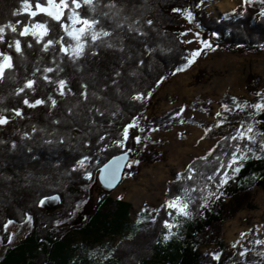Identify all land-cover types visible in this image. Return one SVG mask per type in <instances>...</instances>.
I'll list each match as a JSON object with an SVG mask.
<instances>
[{"label": "trees", "instance_id": "obj_1", "mask_svg": "<svg viewBox=\"0 0 264 264\" xmlns=\"http://www.w3.org/2000/svg\"><path fill=\"white\" fill-rule=\"evenodd\" d=\"M110 2L121 9L117 19L123 21L124 26L116 29L113 37L104 39L117 47L109 49L100 45L95 49L96 56L86 50L85 56L75 66L67 57L59 54L58 45L55 46V52L50 49L44 53L40 51L41 45L35 44L31 37H18L16 33L6 30L8 39L16 37L30 41L33 48L28 49L26 44L23 45L27 57L24 62L12 52L16 67L8 75L15 79L0 85V109H6L4 115L10 117L8 124L0 125V237L3 245L8 244L4 225L9 220L18 225L29 221L31 227L25 237L7 246L0 257V264H264V256L258 255L264 253V244H256V240H264V233L253 235L242 246L228 251L221 241L223 225L238 212L254 209L256 190L264 193V154L258 151V145L252 147L257 149L261 159L249 153V159L241 163L238 173L229 170L228 182L220 189L224 194L219 199L208 194L217 192L219 175L225 169H221L213 180H206L208 175L220 168V162L230 158V152L234 150L232 146L239 142L224 138L234 136L241 122L245 127L253 123L250 116L253 109L245 107L243 111L235 109L224 112L221 107L227 104L230 109H234L232 97H236L239 103L247 101L254 104L259 100L255 93L264 94V86L252 74L246 78V97L226 94L219 101L222 116L215 117L207 134V137L218 138V142L209 152L211 155H205L206 161L200 157L193 160L197 173H203L204 176L197 175L195 181L176 179L167 183L165 200L185 187L203 189L190 193L192 215L183 221L178 233L170 240H163L169 231L164 227V221L172 224L175 215L169 216L167 210L161 208L164 202L153 219L134 227L130 219L131 205L121 199H113L110 193L100 190L99 185L94 210L84 217L83 222L72 226L73 213L88 198L87 189L96 183L99 168L110 158L132 150L134 159L139 163L128 167L124 176L138 174L141 165L163 161L164 154L156 148L141 152L136 136L146 141L154 131L151 129L167 133L173 126L182 124L181 121L191 125L202 123L196 119L185 120L181 114L176 116L179 109L160 118L144 119L145 113L154 104L153 96L160 86L178 72L177 68L186 65L189 58V51L181 35L184 16L174 13L173 8H189L194 23L202 30V39L212 42L221 50L242 54L264 53V19L258 15L262 6L259 0L253 6L237 8L234 17L228 19L208 15L204 8L206 0L200 7H196L200 0H99L100 7L96 13H92L87 5L78 11L82 15L96 16L105 28L111 30L114 27L112 20L102 16V12L108 11L103 5ZM30 3L34 7L35 0H30ZM21 7V0H0V24L17 20L28 23L29 18L25 14L11 15L13 10H20ZM34 19L41 22L47 20L55 26L57 38L63 35L59 26L48 17L41 15ZM148 20L153 22L152 25L147 24ZM129 24L145 35L129 31ZM212 33L217 35L213 36ZM121 47L123 51L119 50ZM0 48L12 51L6 45H0ZM54 56L57 64L65 71L59 73V77L56 73L48 75L53 79H66L68 88L72 90L63 97L56 92L55 85H48L42 79L44 67H56V64H52ZM140 60L144 61L142 65ZM37 66L41 72L36 74V91H28L27 98L30 101L43 98L46 104L29 108L23 104L24 94L16 96L14 89L23 86L25 78H32L31 74ZM116 71H120L121 75L115 77L117 83L113 84ZM133 72L135 76L131 75ZM161 76L165 79L157 84ZM196 79L199 81L200 78ZM82 83L89 85L87 102L79 95L83 91ZM93 92L102 98L96 99L91 95ZM149 92L150 97L147 95ZM136 93L144 94V99L133 100L131 97ZM49 95L57 100L55 108L51 107ZM191 107L198 110L211 109L205 102L194 103ZM13 108H19L22 117H16L11 111ZM95 108L104 114L100 115ZM134 119L137 126L129 129L124 147H118L114 142L123 139V127ZM255 119L261 122L254 124V130L264 132V112ZM53 120H59L60 123L53 124ZM220 120L223 123L217 127ZM34 126L37 129L35 132ZM100 136H104L105 140L100 141ZM60 139L65 142L58 143ZM45 140L57 142L46 144ZM239 143L248 142L245 140ZM85 155L90 157L86 169L72 172L76 161ZM86 170L91 171L92 180L85 179ZM182 173L187 175V168ZM51 197L60 200L55 209L48 210L40 206L41 199ZM203 197H208L207 207L200 208L204 202ZM65 224L69 225L61 227ZM129 235L133 236L132 240L126 239ZM119 237L121 240L109 252L112 255L108 259L98 262L90 255L88 250L93 245ZM77 241H80L79 244ZM212 246L216 249L203 252V249ZM240 252H245V256L242 257ZM213 253H218L219 259H214Z\"/></svg>", "mask_w": 264, "mask_h": 264}, {"label": "rangeland", "instance_id": "obj_2", "mask_svg": "<svg viewBox=\"0 0 264 264\" xmlns=\"http://www.w3.org/2000/svg\"><path fill=\"white\" fill-rule=\"evenodd\" d=\"M243 7L242 0H206L204 4L207 14L217 19L232 18L235 10ZM183 22L182 33H186V35L182 36V40L187 46L190 58L192 51L201 48L195 34L199 33L202 38V30L193 20L189 23L183 18ZM186 41L192 42L187 43ZM213 48L214 51L203 49L192 64L185 67L183 71H178L169 81L164 82L153 96L154 104L145 113L144 119L149 120L153 117H163L170 111L180 110L183 107L184 111L181 115L185 120L196 119L202 123L201 125H191L184 122L173 126L167 133L154 130L146 141L139 142L138 146L141 152L151 147L156 148L164 154V159L161 162L151 163V165H141L142 168L136 175H125L117 188L110 193L113 199H121L131 205L130 219L134 227L153 219L156 214L154 210L165 202L167 183L176 180L177 174L182 173L187 165L194 159L208 154L216 145L218 138L207 137L208 131L206 132V130L211 128L216 113L221 110L219 101L222 97L226 94L246 97L245 82L249 74L259 78L264 86L263 52L242 54L227 52L214 45ZM198 77L199 81L196 79ZM260 90L262 91L261 88ZM203 102L207 103L211 109L198 110L191 107L194 103ZM133 161H136L134 157L129 163ZM136 165L138 164H131V166ZM97 193L98 186L97 183H94L87 189L88 198L73 213L72 226L83 222L84 217L94 210ZM58 199H46L42 207L53 210L60 204ZM147 209L150 211L146 212ZM185 219L182 216H174L172 225H178V227H173L171 231L177 234ZM138 220L141 223L137 224ZM68 225L65 224L61 227ZM30 227L31 224L27 221L22 225L12 222L6 230L4 228L8 236V244L3 245L0 237V257L8 245L25 237ZM241 233L245 235L242 237ZM263 233L264 193L256 190L254 209L240 211L232 220L226 222L221 230V241L224 243L225 250L228 251L242 246L251 236ZM9 237H11V243H9ZM119 240H121L120 237L113 240L105 239L93 245L88 251L94 260L102 262L106 256H109V252L114 249ZM79 242L77 241V244ZM234 244L235 247H233ZM215 249V246H212L203 249V252Z\"/></svg>", "mask_w": 264, "mask_h": 264}, {"label": "snow or ice", "instance_id": "obj_3", "mask_svg": "<svg viewBox=\"0 0 264 264\" xmlns=\"http://www.w3.org/2000/svg\"><path fill=\"white\" fill-rule=\"evenodd\" d=\"M204 0H200V3L196 5V7H200L201 4H203ZM257 0H242V5L246 8L249 6H253ZM22 7L20 10H13L11 12L12 16H19L21 14L27 15L29 18L28 23H23L20 20L13 22H8L5 24H0V45H6L7 49L12 51H5L3 48H0V85H3L7 80L9 79H15L14 76L8 75L11 73L16 65L14 64V57L12 52L20 58L21 62H24L27 60V57L25 55V50L23 45L26 44L28 49L33 48V43L30 41H22L19 38L13 37L12 39H8L6 37V30H10L12 33H16L18 37H31L34 39L35 44L41 45L40 51L44 53H48L49 50H53L55 52V46H59V54L62 55V57H67L68 61L71 62L73 66L76 65L77 61H79L82 57L85 56L86 50L91 51L92 56L97 55V51L95 50L100 45H104L109 49L116 48L117 45L111 42L106 41L104 38L107 37H113L116 29H122L124 24L123 21L117 19L120 16L121 9L116 7L115 3H108L104 4L103 7L107 8L108 11L102 12V16L112 20L114 27L111 28V30H108L103 25L101 19L97 18L96 16H88V15H82L79 9H81L83 6L87 5L92 13H96L97 8L100 7L99 0H35L34 7L33 4L30 3V0H21ZM259 3L262 5L258 11V15L264 19V0H259ZM115 9V11H113ZM172 11L174 13H180L184 16L186 20H188L189 23L193 20L192 12L189 8H173ZM44 16L48 17L50 21H54L55 25L59 26V29L63 33V35H59L57 38L55 34V26L50 25L47 20L41 22L39 20H35L34 18L38 16ZM124 20H127V17L123 18ZM134 23H139L138 21H134ZM152 21L148 20L147 24L152 25ZM129 31H137L139 35L143 36L145 35L144 32L139 31L138 29H134L131 24L128 25ZM50 33L52 35L50 36ZM181 35H186V33H181ZM196 38L199 41L201 48L196 49L191 52L190 58H188L187 65L181 68H177L176 71H183L185 67L192 64L196 57H198L203 49H208L209 51H214L213 45L209 43L208 40H204L200 37L199 33H196ZM213 36H216V33H212ZM68 38L67 40L65 38ZM47 38V39H45ZM99 42V44L97 43ZM187 43H191L192 41H186ZM120 51H123V48L121 47L119 49ZM148 51H151V49H147ZM144 63L143 60H140V64L142 65ZM52 64H56V67H44L42 69V79L46 82L48 85H55L56 86V92L61 96H65L67 94L71 93V89L68 88V81L64 78H57L53 79L51 76H49V73H56L57 77H59V73H62L65 71L63 67H61L56 62L55 56L53 57ZM38 72H41L40 67H36L35 71L32 72V78H25L23 86H17L14 89V94L16 96H21V94H24L23 98V104L26 105L29 108H35L40 105L46 104V101L43 98H34L33 100H29L27 98V92L31 91L35 93L36 88L34 87L37 83L36 74ZM175 74V73H173ZM121 75L120 71H116L114 74V78L112 80L113 84H116L117 81L115 77H119ZM131 75L135 76L136 73L133 72ZM165 79L164 76H161L160 79L157 81V84L162 82ZM89 85L87 83H82L81 88L83 91L79 93V95L83 98L84 102L88 101L89 98V92H88ZM27 90V91H26ZM93 97L96 99H101V96H98L96 92L91 93ZM147 95L150 97L151 92L147 93ZM257 97H259V100L254 103L250 104L247 101L244 103H239L237 101L236 97H232V103L235 106L234 109H230L227 104H222L221 107L224 112L233 111L235 109H239L240 111H243L245 107L251 108L254 111L250 113V116L253 119V123H248L245 127L244 123L241 122V127L237 129L236 134L231 137H225V140L231 139L232 141H247L248 143H236L232 147L234 150L230 152V158L226 162H220V168H217L214 170L212 175H208L206 177V180L211 181L216 177L218 173H220L221 169H225L221 175H219V183L216 185L217 192H209V196H215L216 199H219L220 196H222L224 193L220 191L221 188L225 184H227L229 179V170L232 173H238L240 171V165L243 161L249 159V153H251L252 157H255L256 159H261L260 155H257V149L253 148L252 145H258V151L262 154H264V132H259L254 130V124H258L261 121L256 120L255 117L259 116L262 112H264V94L261 92L255 93ZM133 100L141 101L144 99V94L142 93H136L131 97ZM48 100L51 102V107L55 108L57 106V100L53 98L52 95L48 96ZM0 103H2V99H0ZM92 109H90L91 111ZM96 112H99L100 115H103L104 113L100 111L99 108L94 109ZM7 111L6 109H0V125H6L9 123V116L4 115V112ZM16 117H22L23 113L19 108H13L11 110ZM71 109H69V112L71 113ZM184 108L182 107L178 113H176V116H179L181 113H183ZM115 115V113H113ZM217 117H221L222 113L217 112ZM53 124H59V120H53ZM183 123V121H181ZM223 123V120H220L217 123V127L220 126V124ZM136 121L133 120L132 123H129L123 127L122 134L123 139L116 140L114 143L120 147L123 148L125 142L127 141L129 137V129L136 127ZM155 130V129H151ZM211 129H207V131H210ZM33 131H37L35 126L33 127ZM40 131H43L41 129ZM140 131H144V129H140ZM257 137H261V139H257ZM203 138V137H202ZM100 141H104L105 137L100 136ZM135 140L137 143L141 141L140 136H136ZM57 141L53 140H45L46 144H53ZM65 141L63 139H60L58 143L63 144ZM87 146V145H85ZM15 147V145H13ZM211 155V153H209ZM201 160H207V157H200ZM219 159V158H218ZM90 160L89 156H82L80 159H78L75 163V165L72 167L71 171L76 172L79 169H86L87 162ZM127 160V154L120 157H115L112 161L105 164L102 169H100L101 172V179L108 185L112 186V182L117 178L118 171L120 169L121 161ZM132 163H139V161H133L131 163L127 164V167H131ZM195 161L193 163L187 165V175L185 173H178L177 174V180L186 179L188 181H195L197 175L203 177V173H197V169L194 167ZM85 179L92 180L93 176L91 171H85L84 173ZM203 191V189H197L195 186L193 187H185L183 188L179 193H177L175 196H172L169 199H166L164 204L161 206L162 209L167 210L168 215L172 216L175 215L176 217H184V218H190L192 215V212L190 211V204L192 203V196L190 193H194L196 191ZM203 203L200 204V208L207 207V200L208 197H203ZM46 202V198L41 199L39 201L40 206H43ZM146 211V210H145ZM154 211L159 212L160 209H156ZM31 217H29V220ZM13 221L9 220L5 225V230L7 229L8 225L11 224ZM155 222V220H153ZM141 223V221H137V224ZM164 227L168 229L169 231L163 236V240L167 242L169 238L172 235H175L171 231L173 227H178V225H172L169 224L167 220L164 221ZM245 234L241 233V236L243 237ZM127 240H132L133 236L129 235L126 237ZM9 243H11V237H9ZM257 245L264 244V240H256ZM236 245L234 244L233 247ZM112 253H109V256H111ZM214 259H219L218 253H213ZM240 255L243 257L245 256V252H240ZM258 255L264 256V253H258ZM109 257L106 256L105 259H108Z\"/></svg>", "mask_w": 264, "mask_h": 264}, {"label": "water", "instance_id": "obj_4", "mask_svg": "<svg viewBox=\"0 0 264 264\" xmlns=\"http://www.w3.org/2000/svg\"><path fill=\"white\" fill-rule=\"evenodd\" d=\"M127 154V160H124V161H121V167L118 171V175H117V178L112 182V186H108L102 179H101V172H100V169H102L104 167L105 164L109 163L110 161H112L115 157H120L124 154ZM133 157V152L132 150H127L123 153H120L118 155H115L113 156L112 158H110L105 164H103L98 172H97V175H96V178H95V182L97 183V185H99V189L106 192V193H111L114 189L117 188V186L121 183L123 177H124V174H125V170L127 168V164L130 162L131 158ZM51 198H56V197H51ZM58 199V198H56ZM59 200V199H58Z\"/></svg>", "mask_w": 264, "mask_h": 264}]
</instances>
